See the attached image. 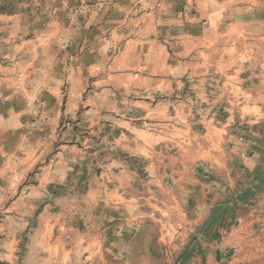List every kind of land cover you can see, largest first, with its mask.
<instances>
[{"label":"crops","instance_id":"0c3cea01","mask_svg":"<svg viewBox=\"0 0 264 264\" xmlns=\"http://www.w3.org/2000/svg\"><path fill=\"white\" fill-rule=\"evenodd\" d=\"M0 264H264V0H0Z\"/></svg>","mask_w":264,"mask_h":264},{"label":"built area","instance_id":"2783aa9c","mask_svg":"<svg viewBox=\"0 0 264 264\" xmlns=\"http://www.w3.org/2000/svg\"><path fill=\"white\" fill-rule=\"evenodd\" d=\"M82 1H88V0H82Z\"/></svg>","mask_w":264,"mask_h":264}]
</instances>
